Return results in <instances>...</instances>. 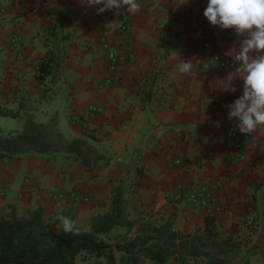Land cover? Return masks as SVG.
I'll list each match as a JSON object with an SVG mask.
<instances>
[{"label": "crops", "instance_id": "0c3cea01", "mask_svg": "<svg viewBox=\"0 0 264 264\" xmlns=\"http://www.w3.org/2000/svg\"><path fill=\"white\" fill-rule=\"evenodd\" d=\"M138 2L135 15L101 17L94 11L101 5L85 0H0V106L23 123L32 118L59 142L81 140L69 151L0 155V215L39 209L57 228L59 215L88 227L118 193L122 216L133 226H114L106 239L111 245L135 236L144 221L169 220L179 234H201L209 215L217 239L238 245L217 259L264 264V129L248 135L240 156L228 158L226 132L238 120L228 119L224 105L242 95L243 81H232L235 92L221 91L218 80L239 65L219 69L207 54L216 47L227 55L240 38L209 24L207 0ZM123 16L128 26L120 33ZM111 47L123 58L114 72ZM173 50L192 60V75L179 73L181 61L168 55ZM46 54L57 65L38 83ZM201 185L211 197L208 209L170 200L179 186ZM207 261L201 254L188 262ZM105 263L86 253L76 258V264Z\"/></svg>", "mask_w": 264, "mask_h": 264}, {"label": "trees", "instance_id": "16d2710c", "mask_svg": "<svg viewBox=\"0 0 264 264\" xmlns=\"http://www.w3.org/2000/svg\"><path fill=\"white\" fill-rule=\"evenodd\" d=\"M56 65L54 56L46 54L37 65L36 81L41 83L50 76ZM0 115L14 116L1 106ZM24 124L21 136L1 141L2 157L19 155L23 151L41 154L69 151L81 142L79 139L59 142L48 136L32 118L26 119ZM72 154L76 160L81 158L80 152ZM120 204V196L116 193L109 211L93 218L88 227L75 225L78 231L70 233L64 232L61 226L57 228L48 223L39 209L22 216L14 212L0 215V264H76L77 256L82 253L104 257L105 264H140L143 259L154 264H165L170 260L189 264V260H195L201 254L208 259L206 264H227V260L217 257H225L237 250L235 242L217 239L213 218L209 215L205 217L201 234H179L169 220L161 223L144 221L138 225L135 236L121 237L111 245L106 239L114 226L128 229L133 226L123 218ZM210 251L216 257L210 256ZM115 253H121L118 262Z\"/></svg>", "mask_w": 264, "mask_h": 264}, {"label": "clouds", "instance_id": "9594fccd", "mask_svg": "<svg viewBox=\"0 0 264 264\" xmlns=\"http://www.w3.org/2000/svg\"><path fill=\"white\" fill-rule=\"evenodd\" d=\"M84 4L88 7L102 5L97 8V15L105 11L118 15L121 10L135 15L141 10L138 0H85ZM203 16L210 25L233 29L240 38L239 46L229 51L234 53L232 57L239 66L230 77L218 80V87L223 92H235L232 81L237 77L242 79V95L224 107L230 109L227 113L230 121L233 118L239 121L236 126L239 132L252 136L264 129V0H208ZM168 55L181 61L178 64L180 74H193L192 60H181L174 50ZM57 219L64 232L78 231L70 218L59 215Z\"/></svg>", "mask_w": 264, "mask_h": 264}, {"label": "built area", "instance_id": "2783aa9c", "mask_svg": "<svg viewBox=\"0 0 264 264\" xmlns=\"http://www.w3.org/2000/svg\"><path fill=\"white\" fill-rule=\"evenodd\" d=\"M208 2V0H207ZM206 2V6H207ZM102 7L97 6L95 7V12L97 8ZM105 12L99 14L101 17H103ZM128 21L125 16L119 19L117 22V30L120 33H124L127 30ZM12 41H17L16 38H14ZM207 54L210 56V59L214 62H217L219 64V69H229L230 67L234 65H238V63L234 60L232 56L229 55H223L216 47H213L212 50L207 51ZM108 62H109V69L111 71H115L117 64L120 63V61L123 59L122 56H120L118 50L116 48H109L107 52ZM116 80H118L116 78ZM239 121L235 122L226 132V140H225V146L228 150V158L230 160L235 159L237 156H240L242 151L245 149L247 143H248V135L242 134L239 132L238 128L236 127ZM177 164H180V162H176ZM21 196V195H19ZM75 197H77L78 200L83 201L87 200V197L84 196L82 193L79 194L75 192ZM170 200L172 202H182L186 201L191 204H195L198 207H201L203 209H208L210 207L211 203V197L209 192L207 191L206 186L201 185L197 189H189L183 186H179L177 189H175L172 194L169 195Z\"/></svg>", "mask_w": 264, "mask_h": 264}, {"label": "rangeland", "instance_id": "374dc122", "mask_svg": "<svg viewBox=\"0 0 264 264\" xmlns=\"http://www.w3.org/2000/svg\"><path fill=\"white\" fill-rule=\"evenodd\" d=\"M24 127L25 124L20 120L0 115V143L2 140H6L8 138L10 139L11 137L14 138L15 136H21ZM19 139H22V137Z\"/></svg>", "mask_w": 264, "mask_h": 264}]
</instances>
